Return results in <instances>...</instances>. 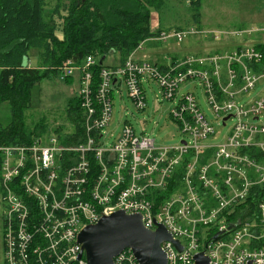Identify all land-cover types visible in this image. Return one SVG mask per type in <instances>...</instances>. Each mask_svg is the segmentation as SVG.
I'll use <instances>...</instances> for the list:
<instances>
[{
    "label": "built area",
    "instance_id": "2783aa9c",
    "mask_svg": "<svg viewBox=\"0 0 264 264\" xmlns=\"http://www.w3.org/2000/svg\"><path fill=\"white\" fill-rule=\"evenodd\" d=\"M194 32L172 28L149 40L179 45ZM135 52L122 65L102 68L95 84L93 56L62 65L76 81L80 134L49 131L29 144L0 145L1 264H86L79 232L118 210L140 214L149 230L162 225L178 241L181 250L172 241L160 245L167 264H193L201 251L208 264H264L261 52L245 45L179 60L163 56V63ZM152 84L172 103L168 117L180 136L173 144L157 145L127 120L118 132L109 130L114 90L123 85L140 111ZM181 84L198 87L221 128L232 121L224 133L193 89L179 93ZM114 264L139 263L125 249Z\"/></svg>",
    "mask_w": 264,
    "mask_h": 264
},
{
    "label": "trees",
    "instance_id": "16d2710c",
    "mask_svg": "<svg viewBox=\"0 0 264 264\" xmlns=\"http://www.w3.org/2000/svg\"><path fill=\"white\" fill-rule=\"evenodd\" d=\"M202 4V0H0V105L6 103L10 113V121L0 124V145L29 144L49 131L59 135L67 131L60 125L50 127L44 118L30 128L26 126V112L36 86L54 78L66 84L76 82L62 73L67 60L82 65L86 57L93 56L90 72L95 84L101 69L107 67V56L117 54L118 64L112 68L122 65L138 46L161 31L193 29L195 32L184 38L202 35L211 42L219 40L217 30L205 29L201 23ZM181 8L184 17L179 13ZM162 12L167 13L168 21L163 20ZM156 15L158 26L153 31L151 20ZM165 23L169 26L164 27ZM235 29L244 30L242 26ZM257 32L251 29V35ZM253 46L261 52L260 63L264 65V43ZM32 50L37 53V65H31ZM64 114L73 133L80 134L76 96L66 98ZM1 161L0 154V166Z\"/></svg>",
    "mask_w": 264,
    "mask_h": 264
},
{
    "label": "rangeland",
    "instance_id": "374dc122",
    "mask_svg": "<svg viewBox=\"0 0 264 264\" xmlns=\"http://www.w3.org/2000/svg\"><path fill=\"white\" fill-rule=\"evenodd\" d=\"M202 2L201 23L205 29L213 31L217 30L216 32L219 34L220 39H213L214 41L211 42L202 35H193L184 38L179 45H176L173 40H168L165 44L159 42L160 45L158 44L159 49L157 50L161 56L165 54L171 56V53L173 52L179 56L194 55L214 50L221 47L213 42H220L221 40H224L227 43L231 41L237 44L242 43V46L253 45L256 39L264 40V30L256 35H251V33L246 32V35L233 36V31L236 30V27L247 26L246 23H237L235 21L239 16L247 15L249 21H251L253 16H257L256 20L264 21V0H202ZM162 13L163 20L168 21L167 13ZM179 13L183 17L186 15L183 8L179 9ZM152 20L151 23L153 24ZM215 21H220L221 24L217 26ZM250 24L252 26L254 25L253 23ZM167 26H169V24L165 23L164 27ZM255 28L256 27H253V29H251L256 30ZM246 31L251 30L248 28ZM58 36H60V34H58ZM233 46L234 45H230L227 48ZM233 49L222 51L220 53L228 52ZM213 52L214 51H212V53ZM29 56L32 60L31 65H37L38 58L36 51L32 50L29 53ZM109 56L104 63L106 65L109 63L116 65L117 60L114 59H117V54H111ZM74 85L75 84L72 83H64L61 78H54L49 81L45 80L40 85L36 86L32 94V104L26 112V115H28L26 116V126L30 128L39 118H44L50 127L60 125L66 130H71L72 126L64 114V105L66 98L73 95ZM150 88L151 89L145 88L146 106L140 111L133 107L131 101L127 97V91L123 85L120 89L116 88L114 90L112 121L109 130L118 132L121 122L127 120V122H129L134 128L136 134H145L153 138L157 145L173 144L180 139V136L177 127L168 117V110L172 107V103L171 101L161 98L159 89L155 84H152ZM191 89L201 97L200 90L194 85L181 84L179 93H185ZM256 91L257 89H255L253 93ZM200 106L206 111L208 117L212 120L216 132H219L220 134L224 133L232 121H227L226 127L221 128V120H215L208 112L202 97L200 100ZM9 121L10 113L8 106L6 103H3L0 105V124L6 125ZM1 207L2 204L0 203V234L2 231ZM2 260V242L0 241V264L2 263Z\"/></svg>",
    "mask_w": 264,
    "mask_h": 264
},
{
    "label": "water",
    "instance_id": "95a60500",
    "mask_svg": "<svg viewBox=\"0 0 264 264\" xmlns=\"http://www.w3.org/2000/svg\"><path fill=\"white\" fill-rule=\"evenodd\" d=\"M163 241H172V238L162 225L149 230L143 226L140 214L120 210L86 225L77 236L81 244L79 256L84 253L86 264H114V257L125 249L132 251L139 264H167L160 247ZM172 242L181 250L178 241ZM193 260V264H208V257L202 251Z\"/></svg>",
    "mask_w": 264,
    "mask_h": 264
},
{
    "label": "crops",
    "instance_id": "0c3cea01",
    "mask_svg": "<svg viewBox=\"0 0 264 264\" xmlns=\"http://www.w3.org/2000/svg\"><path fill=\"white\" fill-rule=\"evenodd\" d=\"M263 15H264V12H263ZM257 16H253L251 21H249L248 19V16L247 15H242V16H239V18L237 20H235L237 23H246L247 26H242L244 27V30H251V28L253 29V27H256L255 29L259 28V29H264V21L263 20H256ZM154 21V20H152ZM155 22L158 23V16L156 15L155 17ZM216 22V25L219 26L221 24L220 21H215ZM154 23V22H153ZM250 23H253L254 25L252 26ZM260 33V32H257V34ZM253 35H256V34H253ZM258 38V37H257ZM264 43V40L262 39H256L254 43ZM162 43V42H160ZM214 44L220 46L221 48H217V49H214V50H209V51H206V52H201V53H198V54H194L195 56H199V55H203L205 53H212V51H214L213 53L215 52H222V51H227V50H230V49H233V48H236L240 45H242V43H234L233 41L231 42H225L224 40H221L220 42H213ZM158 44H159V41H152V40H146L143 45H142V49L140 50H137L136 53H135V56L136 57H140L142 54H146L148 55L152 60L154 61H158L159 63H163L164 61L162 60V57L163 56H167L169 58H172L173 60H179L181 58H183L184 56L186 55H183V56H179L178 54H176L175 52L171 53L172 55L169 56L167 54L161 56L159 54V51L157 49L158 48ZM162 44H165V43H162ZM160 45V44H159ZM230 45H234L233 47L231 48H227L229 47ZM111 55V54H110ZM108 57V56H107ZM110 57V56H109ZM107 59V58H106ZM114 60H117V59H114ZM106 61V60H105ZM30 62H32L31 58H30ZM117 63V62H116ZM118 64V63H117ZM116 64V65H117ZM115 64H111L109 63L108 65H106L107 67H112L114 66ZM73 84H75V82H73ZM1 228H2V223H1ZM1 237H2V231H1ZM1 237H0V241L2 242L1 240Z\"/></svg>",
    "mask_w": 264,
    "mask_h": 264
},
{
    "label": "bare ground",
    "instance_id": "6f19581e",
    "mask_svg": "<svg viewBox=\"0 0 264 264\" xmlns=\"http://www.w3.org/2000/svg\"><path fill=\"white\" fill-rule=\"evenodd\" d=\"M153 25V24H152ZM96 64V63H95ZM77 126V125H76ZM78 130V129H77ZM67 132V131H66Z\"/></svg>",
    "mask_w": 264,
    "mask_h": 264
}]
</instances>
